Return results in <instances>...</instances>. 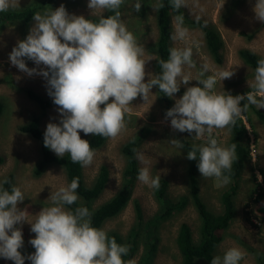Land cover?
Wrapping results in <instances>:
<instances>
[{"label":"clouds","instance_id":"1","mask_svg":"<svg viewBox=\"0 0 264 264\" xmlns=\"http://www.w3.org/2000/svg\"><path fill=\"white\" fill-rule=\"evenodd\" d=\"M124 3L125 0H88L91 15L105 10L114 13L100 15L98 23L83 15H70L63 4L55 10L37 11L32 16L34 24L29 34L12 48L11 65L29 77L39 75L47 81L48 95L60 115L59 123L47 124L44 147L60 158L69 155L72 163L91 166L96 153L89 141L81 138V131L116 139L126 131V116L138 96L147 102L152 88L158 86L165 96L175 98L181 84L196 80L202 87H187L167 110L165 119L171 118L173 130L194 132L198 140L207 137L206 143L192 145L187 159H198V171L203 178H215L226 186L231 182L233 162L238 159L237 145L221 146L213 137V129L234 127L250 105L264 108V58L257 61L254 80L249 84L251 91L244 95L215 91L218 80L230 79L234 71L206 75L209 66L204 64L195 79L190 72L186 73L185 66L196 67L190 47L170 48L168 59L158 60L162 73L153 77L145 70L144 46L121 19ZM169 5L179 12L188 7V0H169ZM133 7L139 12L140 0ZM164 7L162 0L152 6L156 12ZM19 9L20 0H0V12ZM253 11L255 19L264 23V0H256ZM199 21L197 16L196 22ZM173 26L171 39L186 40L189 29L184 26L182 14L174 17ZM26 60L37 67L29 68ZM243 100L247 103L241 107ZM169 143L177 149L185 147L178 139ZM136 155L143 162V155ZM256 175L258 181L264 182V176ZM137 179L152 189L160 188L161 176L152 177L147 167L139 170ZM9 183L7 179L0 181V257L14 264H24L25 259L31 264H136L135 259H122L128 255L129 246L118 244L103 229L92 226V212L87 207H77L74 212L65 209V205H74L80 199L76 191L78 177L51 193L48 200L52 206L43 207L34 221L28 219L30 214L26 210L18 208L25 199L24 193L15 185L10 191L4 188ZM24 222L35 233L29 241L35 252L27 257L19 251L24 240L21 228L16 227ZM246 255L241 248L231 247L223 256H214L211 264H240Z\"/></svg>","mask_w":264,"mask_h":264},{"label":"rangeland","instance_id":"2","mask_svg":"<svg viewBox=\"0 0 264 264\" xmlns=\"http://www.w3.org/2000/svg\"><path fill=\"white\" fill-rule=\"evenodd\" d=\"M31 1L34 0H20V6ZM135 2L136 0H127L122 5L121 19L138 42L144 46L143 59L147 61L145 70L154 77L157 75L155 70L157 60L155 53L149 50V46L154 43L157 37L155 11L152 8L157 0H140L141 10L139 12L134 10ZM255 3L256 0H188V7L182 8L185 17L189 20H196V17L199 16L201 20L216 27L223 41L220 63L215 62L207 53L203 32L198 26L184 23V26L189 29V36L184 41H173L171 35L174 32L175 16L172 15L170 47H190L192 60L196 65L195 68L185 66L184 71L190 72L193 79L197 77L204 64L209 66V72L206 75L220 71H234V75L230 79L218 80L215 91L217 93L225 92V94L251 91L249 84L254 80V71L239 58L237 51L241 48H248L264 56V25L255 19L253 11ZM61 4L65 6L70 15L99 16L105 12L91 15L92 10L88 8V0H54L51 5L43 7L40 12L45 8L55 10ZM33 24L32 19L26 25L12 24L0 29V100L4 103L3 111L0 114V157L2 158L0 181L8 172L13 174V185L19 187L25 196L24 201L18 204V208L26 210L30 214L28 219L31 221L35 220V215L43 207L52 206L51 201L48 200L51 193L68 185L63 168L54 163L48 164L41 174H33L36 162L39 160V144L31 135L18 130V126L27 122L32 115H39V125L45 131L49 122L59 123L60 120L55 104L41 113L37 103L24 93L25 89H31L44 98L50 97L47 91V81L39 75L29 77L12 66L9 60L12 48L19 40L26 38ZM25 62L29 68L37 67L33 61L26 60ZM148 79L149 77L146 76L145 82ZM191 86L202 87L196 80L190 81L188 85L181 84V91L175 94V98L166 96L169 100L166 101L160 98L158 86H154L147 102L139 96L132 101L131 112L126 116V131L116 139H107L95 150L96 155L92 165L82 167L85 184H89L93 180L101 165H106L109 170L108 180L98 199L95 200V202L97 201L95 206L98 202L110 198L118 190L125 165L121 147L140 129H144L146 132L143 141L135 151V153L139 152L143 155V162L137 159L139 169L147 167L152 177L159 175L167 179L168 200L188 193L185 174L186 149H177L169 141L178 139L181 142L186 140L192 145L204 144L207 137L198 140L194 132L189 134L173 130L170 125L171 118L165 119V116L167 110L174 106L175 100L181 98L186 88ZM258 110L264 112V108ZM248 112L251 120L244 119V123L247 129L250 157L242 170L239 189L234 197L235 217L223 230V239L217 245L214 256H223L229 248L239 247L247 253L240 264H264V215L257 211V207L264 202V196L262 200L254 201L257 191L263 190L264 192V182L258 181L256 175L260 173L263 176L262 171L264 172V124L250 107ZM79 134L82 139L89 136L82 131ZM213 137L218 140L221 146H229L227 128L213 129ZM197 178L200 197L210 210L219 212L221 209L219 197L228 184L221 186L215 178L205 179L199 171ZM134 200L142 209V226H144L148 218L157 211L158 203L153 196L152 188L136 179L128 204L118 214L105 220L99 229H103L105 232L115 230L122 236H126L128 230L135 223ZM64 207L66 210H70L68 205ZM182 222L190 225L196 237L199 220L191 202L153 230L152 235L157 236L158 240L152 264L181 263L175 239L178 227ZM16 227L21 228L24 240V246L19 251L27 257L35 252L29 243L30 239L35 238V233L31 232V225L28 222ZM250 247L255 251L252 252ZM139 252L131 259L137 261ZM0 264H14V262L0 257ZM24 264H31V261L25 259ZM196 264H211V261L198 260Z\"/></svg>","mask_w":264,"mask_h":264},{"label":"trees","instance_id":"3","mask_svg":"<svg viewBox=\"0 0 264 264\" xmlns=\"http://www.w3.org/2000/svg\"><path fill=\"white\" fill-rule=\"evenodd\" d=\"M54 0H34L28 4L20 6L19 10L0 12V29L7 25L20 24L26 25L32 20L35 12L40 11L43 7L49 6ZM127 0H125L126 2ZM165 7L158 12L155 11V24L157 37L154 43L149 46V50L156 55L157 64L155 70L158 74L162 73L159 59L167 60L169 57L170 47V30L172 15L184 16V23L190 26H198L201 28L204 36V45L207 53L211 58L220 63L222 61L221 48L223 41L216 27L200 19L199 23L196 20H189L185 17V13L181 8L179 12H175L169 5V0H162ZM236 3V2H234ZM122 7V6H121ZM101 15L107 17L114 15L112 12H105ZM93 22L99 21V16H87ZM264 25V23H262ZM239 58L249 66L254 72L257 67V61L264 56H261L248 48H241L237 51ZM181 91V88H180ZM160 98L169 101L168 98L158 90ZM24 93L37 103L41 113H44L47 108L54 105L51 97L44 98L40 94L31 89H25ZM233 96L244 95L245 91L229 93ZM247 103L246 100L241 101V107ZM4 103L0 100V114L3 111ZM256 117L264 124V112L256 109L254 105L249 106ZM244 119L251 120L250 114L247 111L241 118L237 120L234 127L227 128L229 131L228 145L235 143L237 145V161L232 165L231 182L227 185L225 190L220 194L219 200L221 209L219 212L210 210L199 195L198 185V159L189 160L186 162V181L187 191L185 195H180L176 199L168 200L166 194L167 179L161 177L160 188L152 189L153 196L158 203L157 211L145 222L142 226V209L138 202L134 200L135 223L128 230L126 236H122L115 230L107 231L109 238L114 237L118 244L127 245L130 248L128 255L123 256V260H128L134 257L139 252L136 264H152V260L156 253L157 236L152 235L153 230L166 219H168L175 212L182 210L189 202H191L196 209L198 215V229L196 237L190 225L186 222L180 223L176 234V247L181 256L180 264H196L198 260L211 261L214 257V251L220 241L223 239V230H225L236 214L234 197L239 189V180L242 170L250 157L249 145L247 144V129L244 124ZM18 130L32 136L39 144V160L36 162L33 170L34 175H39L43 169L50 163L60 165L64 172L68 185L74 178H79V187L76 190L80 199L74 205H68L71 211H75L77 207H87L92 212V226L99 228L102 223L118 214L130 201L132 197L133 188L139 172L138 161L136 157V149L143 141L146 130L140 129L121 147V153L125 157V165L121 174V182L118 190L107 200L98 202L95 206V200L103 191L109 177V170L106 165H101L95 177L89 184H85L83 180L82 166L78 163H72L70 156L65 155L63 158L58 157L50 149L44 147L43 139L45 130L39 125V115H32L30 119L18 126ZM85 140L89 141L91 147L96 150L107 138L89 134ZM187 153L191 149L192 144L186 140L182 141ZM135 150V151H133ZM199 158V154H197ZM2 158L0 157V161ZM227 174V173H225ZM264 176V172L262 171ZM7 179L10 183L4 184V188L11 190L13 185V174L8 172L1 181ZM264 192L259 190L256 192L254 201L263 199ZM257 211L264 215V202L257 207ZM250 250L255 251L250 247Z\"/></svg>","mask_w":264,"mask_h":264},{"label":"bare ground","instance_id":"4","mask_svg":"<svg viewBox=\"0 0 264 264\" xmlns=\"http://www.w3.org/2000/svg\"><path fill=\"white\" fill-rule=\"evenodd\" d=\"M10 69V68H9ZM11 71V70H10Z\"/></svg>","mask_w":264,"mask_h":264}]
</instances>
